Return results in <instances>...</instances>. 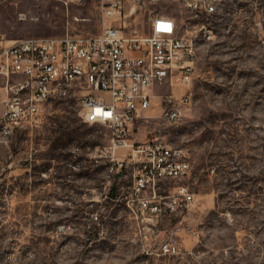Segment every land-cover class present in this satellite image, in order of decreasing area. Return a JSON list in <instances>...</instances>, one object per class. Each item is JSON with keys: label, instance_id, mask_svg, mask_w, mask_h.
<instances>
[{"label": "rangeland", "instance_id": "rangeland-1", "mask_svg": "<svg viewBox=\"0 0 264 264\" xmlns=\"http://www.w3.org/2000/svg\"><path fill=\"white\" fill-rule=\"evenodd\" d=\"M208 2L213 13L196 21L180 2H140L123 19L128 36H149L156 15L175 18L182 30L196 23L211 30L210 39L195 34L190 84L155 89L190 96L183 120L164 122L157 97L131 135L187 153L189 174L164 183L162 194L184 185L194 201L164 216L144 248L158 249L179 227L180 254L143 250L128 206L132 171H110V131L82 121L80 95L51 101L37 124L4 128L0 89V264H264V0H200ZM101 30L98 0H0L6 40Z\"/></svg>", "mask_w": 264, "mask_h": 264}, {"label": "built area", "instance_id": "built-area-1", "mask_svg": "<svg viewBox=\"0 0 264 264\" xmlns=\"http://www.w3.org/2000/svg\"><path fill=\"white\" fill-rule=\"evenodd\" d=\"M140 2H180L190 12L188 21L214 11L211 2L200 4V0H98L102 30L95 36L0 38V89L5 91L4 128L37 124L51 101L80 95L82 121L110 131V171H132L128 206L141 225L137 240L144 243V250L159 236L162 218L187 209L194 195L184 185L162 194L164 183L189 174L186 151L156 136L132 141L133 127L157 97L164 122L183 120L190 96L159 95L155 89L190 84L198 51L190 48V41H196L197 31L210 39L211 30L203 23L182 30L175 18L156 15L149 36H128L123 19L128 11L133 15ZM117 149H126L127 157L115 158ZM180 231L174 227L158 249L144 251L156 257L178 256L180 246L174 236Z\"/></svg>", "mask_w": 264, "mask_h": 264}, {"label": "bare ground", "instance_id": "bare-ground-1", "mask_svg": "<svg viewBox=\"0 0 264 264\" xmlns=\"http://www.w3.org/2000/svg\"><path fill=\"white\" fill-rule=\"evenodd\" d=\"M131 15V14H130ZM190 48H196L195 41H190Z\"/></svg>", "mask_w": 264, "mask_h": 264}]
</instances>
